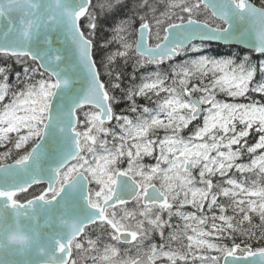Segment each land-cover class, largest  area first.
<instances>
[{"label": "snow or ice", "instance_id": "obj_1", "mask_svg": "<svg viewBox=\"0 0 264 264\" xmlns=\"http://www.w3.org/2000/svg\"><path fill=\"white\" fill-rule=\"evenodd\" d=\"M0 149V264H264V0H0Z\"/></svg>", "mask_w": 264, "mask_h": 264}, {"label": "trees", "instance_id": "obj_2", "mask_svg": "<svg viewBox=\"0 0 264 264\" xmlns=\"http://www.w3.org/2000/svg\"><path fill=\"white\" fill-rule=\"evenodd\" d=\"M253 1L254 3H256L257 5L259 4L260 0H251ZM106 34H108V30L105 29V31L103 33H101L102 36H106ZM208 51L213 54V55H218V56H229L231 55L232 57H236V56H240L241 58H243L244 56L246 55H249L250 54V51H246V50H243V49H240V48H235V47H225V46H222V45H218V44H210V45H206L205 46ZM2 59H7L6 57L2 58ZM98 59V57H97ZM252 60H253V63H256L257 62V58L255 57L254 54H252ZM12 65H14V61L10 62ZM16 67H19V66H16ZM155 66H147L145 68H142L139 70L138 74H137V77L139 78V75L140 74H144L145 72L147 71H150V70H154ZM124 71L126 73H131L132 72V68H131V65L129 64V66H127ZM130 76H126L125 78V86L128 84L129 80H130ZM141 103H144V101H141ZM124 105H121L120 108H122ZM120 109L118 108L117 111H119ZM237 176H239V174H236ZM258 222V221H257ZM241 239L240 237H237L236 238V242L237 243H241ZM229 243V246L231 245V241H228ZM242 245H244L243 243H241ZM248 246L252 247V249L254 250H258L259 248L261 247H264V241H257V240H252L248 243Z\"/></svg>", "mask_w": 264, "mask_h": 264}, {"label": "water", "instance_id": "obj_3", "mask_svg": "<svg viewBox=\"0 0 264 264\" xmlns=\"http://www.w3.org/2000/svg\"><path fill=\"white\" fill-rule=\"evenodd\" d=\"M211 44H217V43L216 42H211ZM220 45H223V46H237V47H240L242 49L249 50L244 45L237 44L235 42H233L231 45H225L223 43H220ZM9 163H11V162H9ZM8 211H9V213L11 212V210H8ZM24 223H25V221L23 220V218H21V225H23ZM0 238H2V225H0ZM244 246L245 245H241V248H243ZM253 251H257V250H253ZM237 256L242 257L241 264H252L253 261H258L259 260L258 256H256V257H246V254H243L241 252H238ZM23 258L24 257H21L19 255H15V254H12V253H8V252H5L3 249H0V261H4V260L14 261V260H21ZM228 259H229V261L232 260L231 257H229ZM221 264H224L223 260L221 261Z\"/></svg>", "mask_w": 264, "mask_h": 264}, {"label": "flooded vegetation", "instance_id": "obj_4", "mask_svg": "<svg viewBox=\"0 0 264 264\" xmlns=\"http://www.w3.org/2000/svg\"><path fill=\"white\" fill-rule=\"evenodd\" d=\"M41 186H34L33 189L29 190L28 194H21L19 199L21 202H24L25 198H31L32 193L38 192ZM90 263V262H89Z\"/></svg>", "mask_w": 264, "mask_h": 264}, {"label": "rangeland", "instance_id": "obj_5", "mask_svg": "<svg viewBox=\"0 0 264 264\" xmlns=\"http://www.w3.org/2000/svg\"><path fill=\"white\" fill-rule=\"evenodd\" d=\"M106 36H109V32H108V34H106ZM225 99H227V100H229V102H231V100H230V98H227V97H225ZM3 149H0V151H2ZM145 161L146 162H153V161H150L149 160V158H145ZM238 174V173H237ZM157 239H159L158 237H157ZM228 243V242H227ZM229 244V243H228ZM90 264V263H89Z\"/></svg>", "mask_w": 264, "mask_h": 264}]
</instances>
